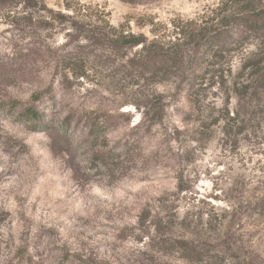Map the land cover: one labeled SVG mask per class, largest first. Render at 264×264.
Listing matches in <instances>:
<instances>
[{
    "label": "rangeland",
    "instance_id": "1",
    "mask_svg": "<svg viewBox=\"0 0 264 264\" xmlns=\"http://www.w3.org/2000/svg\"><path fill=\"white\" fill-rule=\"evenodd\" d=\"M37 3L0 1V264H264V34L179 46L230 0Z\"/></svg>",
    "mask_w": 264,
    "mask_h": 264
},
{
    "label": "trees",
    "instance_id": "2",
    "mask_svg": "<svg viewBox=\"0 0 264 264\" xmlns=\"http://www.w3.org/2000/svg\"><path fill=\"white\" fill-rule=\"evenodd\" d=\"M3 3L9 4H22L26 3L30 8H37V0H0ZM231 4L235 7L233 10L230 8L231 14L223 19L221 22L216 24H211L210 28L207 27L209 22H204L201 24H196L195 28L190 32L186 33L185 30H182L178 36V44L181 47L186 48L190 44H193L194 48H201L203 44L208 43L211 39H216L217 36H226L229 35V31L232 28H239L240 34L249 33H263L264 34V0H230ZM5 5V4H4ZM228 10V9H227ZM62 19L66 17L59 15ZM221 29H227L225 32ZM230 29V30H229ZM189 35V38L187 36ZM183 40V41H182ZM182 41V43H181ZM105 42L108 47L118 51L123 50H133L141 46L144 53L148 55L146 63L157 64L159 62H170L180 61L182 56H179L180 50L173 52V48H166V45H163L161 42L148 40L143 35H134V34H121L118 37L108 36L105 38ZM177 44V45H178ZM154 62V63H153ZM147 66L146 64H144ZM160 65V63H159ZM149 66V67H151ZM9 65L0 64V77L4 79H9L10 72H8ZM161 70V69H157Z\"/></svg>",
    "mask_w": 264,
    "mask_h": 264
}]
</instances>
